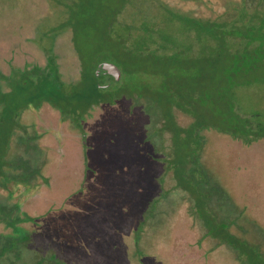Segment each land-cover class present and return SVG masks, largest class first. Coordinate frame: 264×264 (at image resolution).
I'll return each instance as SVG.
<instances>
[{"label": "trees", "instance_id": "trees-1", "mask_svg": "<svg viewBox=\"0 0 264 264\" xmlns=\"http://www.w3.org/2000/svg\"><path fill=\"white\" fill-rule=\"evenodd\" d=\"M146 6L152 13L129 11L134 24L126 29L133 40L116 39L118 49L125 61L161 71L165 80L161 88L147 83L146 90L121 93L110 104L123 108L124 118L138 128L143 121L149 128L142 135L152 150L141 141L139 146L151 158L146 168L154 179L139 182L132 177L139 168L128 172L113 165L108 148L114 134L105 135L108 114H93L105 101L68 112L63 100L72 103L60 75L47 72L37 87L44 96L38 106L57 109L63 137L77 143L79 167L55 170L46 153L49 140L38 138L57 127L16 128L14 111L0 100V111L15 122L6 135L9 147L0 151V264H159L163 256L165 264H196L191 255L199 250L198 264H264V222L248 200L235 197L231 172L224 175L220 166L231 154L253 151L264 141V114L243 109L246 103L236 96L239 76L250 84L261 80L254 78L256 61H264V0H147ZM124 67L129 76L130 65ZM1 88L10 96L14 89ZM214 112L238 119L218 123ZM18 146L24 156L14 154ZM16 156L26 170H17L11 158ZM47 163L52 168L45 170ZM167 201L176 211L162 206Z\"/></svg>", "mask_w": 264, "mask_h": 264}, {"label": "rangeland", "instance_id": "rangeland-1", "mask_svg": "<svg viewBox=\"0 0 264 264\" xmlns=\"http://www.w3.org/2000/svg\"><path fill=\"white\" fill-rule=\"evenodd\" d=\"M19 1L20 0L17 1V5L21 6L22 9L20 8L18 10H15L14 0H3V12L5 13L4 9L6 8L7 11L14 10L13 13H15L16 11V13H21L20 15H22L23 9L25 8L24 5H28L31 2L30 0L29 3L28 0H22V3ZM48 1L50 2L49 5H51L50 11L52 12L50 13V16L52 23L47 28H45V30L50 32V30L54 29V32L62 31L60 32L62 34L69 29L67 27H71L70 29L72 32L70 33L71 37L74 40V51H77L81 55L85 68V77L82 80V74L84 72L83 71L76 88L69 89V82L64 80L62 81V83L65 85L64 90L67 93L65 99L70 100L72 103L66 104L67 100H63L65 102H63L62 104L67 105V107L65 106L66 108L64 107V110L68 111L67 108H69L70 112L78 114L85 110V106L90 102L98 103L101 99L104 100L105 103L103 104H106V106L101 107V105L98 107L97 104V108L93 111V114L97 118L99 117L100 111L108 114V119H106L105 121V131H107L108 134L105 135L107 136V138H109L111 132L114 134L112 138L115 140H113L110 148H108L109 153L112 157L111 159H113V165L116 168H120L121 170H128V172H130V170H137V168H139L140 170L136 171V173L132 171V174H135L132 177L139 182L142 181L141 179H144L146 183L147 180L152 182V180L154 179V173L151 169L147 170L146 168V164H149L151 162V158L145 153L142 154L139 146V142L141 141V143L144 142L147 151L152 150V146H150L152 144L150 143L149 138L142 135L144 132L149 131V128H147L144 121L142 125L137 121V123H139V125L141 126L140 128H138V126H136V122H132L131 120L124 118L125 111L123 108L117 109L115 104H110L114 103L117 98L122 95L121 93H131L135 91L141 92L143 89L146 90L147 83H154V86H156L157 84L158 88H161V85L159 84H162L165 80V75L161 71H159L157 74H154L149 71L146 66H143L142 70H140L138 69L140 65H133L131 61H125L126 57L124 51L118 49L119 45L121 46V44L116 41V39H123L125 35L127 36L129 42L133 40V33L131 32V30L127 31L126 29V27H132L134 24L132 23L133 21L131 19V14L129 11L133 10L134 13L139 15L146 13V11L152 13L151 10L147 9V0ZM39 5L41 7L44 6L43 1H41ZM118 7L120 8L119 11H117L118 13L113 14L114 10H116ZM156 9L157 11L160 10L159 15H161L162 9L159 4H157ZM111 14H113L112 16L114 17V19L110 17ZM110 18L112 20V23L111 20L109 21ZM141 22L142 20H139L138 24ZM180 24L182 26V22H177L175 26L178 28ZM45 30H42V32L38 31V37L44 40V43L47 47H50L54 43V40H52L53 37L44 32ZM256 62V77L254 79L261 78V80L254 82V84H250L243 81L241 76H239L240 83L238 84L236 96L239 97L242 102L244 101L246 103L243 109L248 111L252 108L255 113H260L261 115V113L264 114V61L258 59ZM126 65H130L128 71H130L131 74L129 76L125 74L126 70L124 69V66ZM121 67H123V70H120ZM99 68H101L99 75V79H101V82H106V84L108 82H111L105 87H101L99 85L98 77L95 75V72H97ZM114 68H118L121 72L119 76L120 79L118 81H112L111 79L112 71L115 70ZM16 74L17 73L13 75V79L9 78L8 83L6 84L9 88L11 87L10 89H12V87L14 88L11 96L8 94L9 92H5L2 90L1 87L3 84L0 85V100H4V104L6 105L5 108H7V111L9 110L8 105L11 106V109L14 111V121L17 122V124L15 125L14 121L8 120V118L6 117V110L0 111V127H4L3 133L0 134V151L4 147H9L7 145L8 143L6 144L5 141L7 139V132L9 131L11 126L15 125L16 128L22 127V129L25 131L26 127L30 126L28 127V130L33 129L35 131L36 129L40 130L44 122L47 123V121L43 122L41 116L39 115V113H42L39 111L44 109V104L42 106L40 105L41 107L38 106V104L41 103L40 101L42 98H44V96L41 95L39 89H37V87L41 85L40 82L45 79L46 73L37 69L31 71L28 75H24L21 80H19L21 77L18 79ZM1 77L2 74L0 73V78ZM16 79H18L19 82H16ZM27 79L29 80L30 86L28 93L26 91L28 87L25 86L26 84H28ZM255 83H262L263 85H255ZM19 84L23 85V87L19 88ZM10 89L6 91H9ZM72 91H74L75 93L70 97V92ZM28 95L30 99L28 98ZM124 95H122V97ZM54 97L57 98L59 97V95H56ZM61 107L63 108L62 105ZM224 110L227 112L225 108ZM237 111H240L238 112V114L240 115L239 117H244L242 115V108H238ZM214 113V119H216L218 123L224 124L228 123L227 120L234 121V119H238L235 114L230 113L229 116H227L229 117V119H226V117H221L216 112ZM70 114L73 116V113ZM97 118H94L92 122L94 123V121L96 120L97 123ZM87 120L88 118H86L83 122H87ZM58 122H61L59 121V118L55 120V123L57 125ZM53 127H55V125H53ZM47 129H50V127L47 126ZM59 129L62 130V128L57 127L55 131H51L48 134L46 133L45 135L40 136L38 140L44 143L50 139L49 137H57L56 140L58 141V143L56 142V145H51L52 143H50V141L53 140H49L46 143V145L50 147L46 148L47 156H49L48 159L51 158V162H55V170H75L73 168L79 167L77 160L80 156V152L75 146L77 143L75 140H67V134L65 135V138L63 140V136L60 132L61 130ZM82 129L83 128H81L80 130L82 131ZM64 132L66 131L64 130ZM64 132L62 134H64ZM33 136H36V134H34ZM59 138H61L62 141H60ZM88 141L91 144L92 138L88 139ZM256 145L254 144L255 148L253 151L247 150L244 152L240 151V153H235V155L231 154L230 158H226V162H224L225 159L220 162V166L223 168L221 172H223L224 175L231 172L230 181L234 186L231 187L234 191L235 197L239 199V201L246 202L248 200L247 203L249 204L250 208L253 206V211L258 215L259 219L264 222V148H262L261 145ZM221 146L225 148L224 144H221ZM9 151L10 149L8 150V152ZM21 151V146H18V150H15L14 154ZM35 152L36 154L39 153V151H37L36 149ZM52 153L53 156L51 155V157L50 154ZM19 154L22 155L24 153L21 152ZM11 158L12 162H14L17 166V170H26V167L22 164V160L20 158H17V156ZM22 159L25 160V158ZM141 161H144V166L140 165ZM28 162L32 164L34 163L33 160H28ZM48 168H52L49 163L44 166L45 170ZM226 184L229 185L227 182ZM140 203H142V201L139 200V202L137 203V207L140 206ZM162 206L170 207L171 210L173 209L174 211H176V206L173 207V205H171V203H169L168 201L166 203H163ZM173 222L176 224V228H178L179 217H175L173 219ZM186 250L187 248L179 249L181 253ZM201 252L202 250H199L197 252L195 251V253L193 254L191 253L192 258H194L196 261V264L199 263L197 259L202 256ZM168 261L169 260L165 256H163V260H161L159 264H165V262L167 263Z\"/></svg>", "mask_w": 264, "mask_h": 264}, {"label": "flooded vegetation", "instance_id": "flooded-vegetation-1", "mask_svg": "<svg viewBox=\"0 0 264 264\" xmlns=\"http://www.w3.org/2000/svg\"><path fill=\"white\" fill-rule=\"evenodd\" d=\"M17 1L14 0L15 10L21 8L17 5ZM41 1L44 4L42 7L39 5ZM19 2L22 3V0ZM30 2L28 0L29 4L24 5L25 8L20 15L21 13H16V11L13 13L14 10L7 11L6 8L4 13V3L3 0H0V73L2 74L0 85L7 84L8 79H13L15 73L19 79L24 76V72L30 73L37 69L44 73H53V75L58 73L61 81L64 80L72 84L74 80L80 79L85 68L81 55L74 51L71 27H67L69 29L62 34L60 33L62 31L54 32V29L48 32L45 28L52 23L50 2L48 0H30ZM42 30L53 37L54 43L50 47H47L44 40L38 37L39 33L37 32H42ZM95 75L98 76L97 72ZM115 76V72L112 71V78ZM56 110L47 105L39 111L42 112L39 113L42 121H47V123L44 122L46 127L48 125L62 127V122H58V125L55 123V120L60 118ZM60 132L63 136L64 130ZM52 137H49V140L58 143L57 137ZM59 140L62 141L61 138ZM256 144L264 148V141L259 140Z\"/></svg>", "mask_w": 264, "mask_h": 264}, {"label": "water", "instance_id": "water-1", "mask_svg": "<svg viewBox=\"0 0 264 264\" xmlns=\"http://www.w3.org/2000/svg\"><path fill=\"white\" fill-rule=\"evenodd\" d=\"M100 69H101V68H99V69L97 70L98 83H99V85H100L101 87H105L106 85H108V84L111 83V82H108L107 84H106V82H104V83L101 82V79H99V78H100V77H99V75H100ZM114 69H115L114 72H115L116 76L113 77V78H111V79H112V81H118V80L120 79L119 76H120L121 72H120V70H119L118 68H114Z\"/></svg>", "mask_w": 264, "mask_h": 264}]
</instances>
